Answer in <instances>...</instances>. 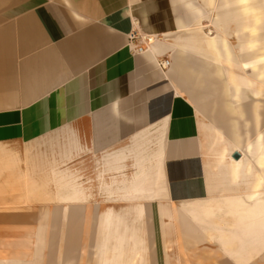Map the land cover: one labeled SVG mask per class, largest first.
<instances>
[{
  "label": "crops",
  "instance_id": "crops-1",
  "mask_svg": "<svg viewBox=\"0 0 264 264\" xmlns=\"http://www.w3.org/2000/svg\"><path fill=\"white\" fill-rule=\"evenodd\" d=\"M251 121L264 0H0V264H264Z\"/></svg>",
  "mask_w": 264,
  "mask_h": 264
},
{
  "label": "rangeland",
  "instance_id": "rangeland-1",
  "mask_svg": "<svg viewBox=\"0 0 264 264\" xmlns=\"http://www.w3.org/2000/svg\"><path fill=\"white\" fill-rule=\"evenodd\" d=\"M255 10H253V8L250 5V16L253 14ZM256 12V11H255ZM254 12V13H255ZM251 22V20H250ZM251 40V37H250ZM256 72H257V68L256 67H250L249 68V76H250V80H256ZM256 83H252L251 84V88L250 90H255L256 88ZM249 130L248 132H243L244 136L247 134L248 135V140L244 141V143H255L257 136L260 135L262 132L264 133V128L262 130H259V125H257L256 123L254 124L252 121L248 124ZM170 225L167 227V234L169 236L172 235H177V234H181V235H195V234H201L200 231L198 230L197 232L195 231H189V229L185 226L187 224V222L184 221V227L181 226L179 229L177 228V224L176 221H170L169 223ZM182 224V222H181ZM240 261L237 260H233V264H236Z\"/></svg>",
  "mask_w": 264,
  "mask_h": 264
},
{
  "label": "built area",
  "instance_id": "built-area-1",
  "mask_svg": "<svg viewBox=\"0 0 264 264\" xmlns=\"http://www.w3.org/2000/svg\"><path fill=\"white\" fill-rule=\"evenodd\" d=\"M154 39L155 37L152 35L144 34L138 29H133L128 35L127 48L131 53H141L149 49ZM156 61L160 68L164 70L169 65V60L167 58H157Z\"/></svg>",
  "mask_w": 264,
  "mask_h": 264
},
{
  "label": "water",
  "instance_id": "water-1",
  "mask_svg": "<svg viewBox=\"0 0 264 264\" xmlns=\"http://www.w3.org/2000/svg\"><path fill=\"white\" fill-rule=\"evenodd\" d=\"M232 156H233L234 158H238V157H239V153L235 152V153H233Z\"/></svg>",
  "mask_w": 264,
  "mask_h": 264
},
{
  "label": "bare ground",
  "instance_id": "bare-ground-1",
  "mask_svg": "<svg viewBox=\"0 0 264 264\" xmlns=\"http://www.w3.org/2000/svg\"><path fill=\"white\" fill-rule=\"evenodd\" d=\"M251 28H253V26H250Z\"/></svg>",
  "mask_w": 264,
  "mask_h": 264
}]
</instances>
